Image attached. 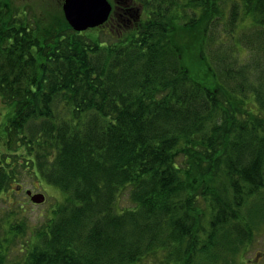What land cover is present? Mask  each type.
I'll return each instance as SVG.
<instances>
[{"label":"trees","instance_id":"trees-1","mask_svg":"<svg viewBox=\"0 0 264 264\" xmlns=\"http://www.w3.org/2000/svg\"><path fill=\"white\" fill-rule=\"evenodd\" d=\"M111 4L76 32L0 0V194L22 167L64 195L24 264H244L264 229V0ZM0 264H18L1 240Z\"/></svg>","mask_w":264,"mask_h":264},{"label":"rangeland","instance_id":"rangeland-1","mask_svg":"<svg viewBox=\"0 0 264 264\" xmlns=\"http://www.w3.org/2000/svg\"><path fill=\"white\" fill-rule=\"evenodd\" d=\"M111 2L114 3V0ZM5 4L13 11H24L29 21H36L42 26L54 23L56 17L62 15V2L59 0H5ZM196 30H179L180 34L176 40L183 61L192 67L196 63L195 51H192L198 43ZM242 56L245 57L246 54L242 52ZM17 170L19 173L13 182H9L7 189L0 194V240L7 251L8 261L24 264L25 253L21 251L22 248L52 219L61 206L64 195L56 187L39 177L36 178L27 170L24 171L22 167ZM26 190L44 195L43 202L37 204L30 201ZM118 206H131L126 192L121 196L117 208ZM244 259V264H264V229L256 234ZM239 261L241 263V258Z\"/></svg>","mask_w":264,"mask_h":264},{"label":"water","instance_id":"water-1","mask_svg":"<svg viewBox=\"0 0 264 264\" xmlns=\"http://www.w3.org/2000/svg\"><path fill=\"white\" fill-rule=\"evenodd\" d=\"M61 9L70 28L81 32L104 24L111 12V4L108 0H63ZM26 195L33 203L38 204L44 200V195H31L29 190Z\"/></svg>","mask_w":264,"mask_h":264},{"label":"flooded vegetation","instance_id":"flooded-vegetation-1","mask_svg":"<svg viewBox=\"0 0 264 264\" xmlns=\"http://www.w3.org/2000/svg\"><path fill=\"white\" fill-rule=\"evenodd\" d=\"M110 14H111V13H110ZM109 16H110V15H109ZM108 19H109V17H108ZM108 19H107V20H108ZM32 194H33V193H32Z\"/></svg>","mask_w":264,"mask_h":264}]
</instances>
